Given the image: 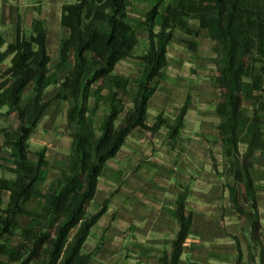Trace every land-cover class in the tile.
Here are the masks:
<instances>
[{
	"label": "trees",
	"instance_id": "16d2710c",
	"mask_svg": "<svg viewBox=\"0 0 264 264\" xmlns=\"http://www.w3.org/2000/svg\"><path fill=\"white\" fill-rule=\"evenodd\" d=\"M132 1L64 3L61 25L70 33L61 38L60 61L54 71L50 69L47 27L39 17L34 18L31 31L27 32L19 15L15 42H8L0 33V64L10 59V66L0 74V109L6 106L1 115L13 117L17 123L14 129L0 124L4 136L0 152L9 149L13 160V166H7L0 154V170L14 175L12 179L0 177V191L10 193L5 207L0 196V264H87L95 256L98 249L86 253L84 244L108 210V201L99 210H90L99 177L132 132L141 128L155 133L165 123L160 114L153 126L147 124L149 103L169 65L168 47L176 30L199 36V31L191 26L192 21H197L216 44V81L221 90L216 113L226 173L234 180L226 187L234 209L250 218L255 236L261 231L251 173L253 163L249 158L256 149L264 154L263 119L259 110L248 118L243 99H256L264 112L262 96L254 95L257 91L264 93V0H169L163 14L160 6L164 0H156L138 24L148 32L149 47L140 57L144 65L134 81L115 74L117 65L133 55L139 43L128 15ZM187 44L196 50L194 43ZM69 68L60 83L61 91L55 96L69 103L67 123L72 138L69 164L46 190H41L37 185L48 180L49 161L46 148L34 153L36 160L31 158L30 141L49 107L44 100L47 89L58 84V75ZM132 81L137 90L133 107L125 112L119 90H127ZM102 103L109 104L110 110L97 135L94 117ZM187 112L185 105L175 123L168 125L170 140L180 136ZM122 113L124 118L116 125ZM244 135L249 152L242 157L240 145ZM238 185L243 187L244 198L251 202L253 213H247L240 205ZM187 196L185 190L178 198L179 231L170 253H164L160 264L180 262L193 227V213H186ZM33 200L41 201L39 211L29 209ZM24 216L30 218L28 225L22 223ZM235 240L236 264H244L242 244L238 237ZM255 249L252 243L248 245L249 264H264V248L259 256Z\"/></svg>",
	"mask_w": 264,
	"mask_h": 264
},
{
	"label": "crops",
	"instance_id": "0c3cea01",
	"mask_svg": "<svg viewBox=\"0 0 264 264\" xmlns=\"http://www.w3.org/2000/svg\"><path fill=\"white\" fill-rule=\"evenodd\" d=\"M63 4L64 1L53 0L39 16L47 27V46L52 57L50 69L52 63L55 62L53 65L57 67L60 61L61 38L68 36L70 33L68 29L61 25ZM8 7L9 5L6 2L0 4V33L4 35L8 42H15L18 18L22 9L18 8L17 14L14 15L11 12L12 9H10L11 14H9ZM30 7L33 8L35 5H30ZM52 13H54L55 20L53 21L54 24L50 25L52 22L50 15ZM33 20L34 15L31 16L30 21H25L23 18L22 26L25 25L26 29L30 30ZM5 62H8L10 66V59H7L0 64V67ZM69 71L70 68L57 77L58 84L56 85L60 88L59 92L61 91L60 83ZM1 72L0 70V74ZM52 86L47 89L46 94ZM1 109L6 110V106ZM148 115H150V103ZM187 116L188 113L185 116V125ZM43 119L44 117L41 122ZM101 120L103 121V118ZM154 122L148 124L153 126ZM170 123L173 124L174 122ZM100 127L101 123L99 129ZM141 130L137 129L128 136L119 152L106 163L99 177L97 193L91 209L95 212L102 207L105 201H108V210L95 224L84 244L86 253L98 249L95 256L87 264H160L164 253H170L172 242L179 231L177 201L185 190L188 192L187 199L189 198L186 201V213L190 211L193 213V227L184 244L179 264H236L238 252L235 237H238L242 244L240 238L242 228L239 222H231V229L227 225L228 231H225V226L221 221V216H219V195L215 196L214 191L211 194L205 188L203 178H199L197 175L191 176L189 169H187L185 176L179 173V169L174 168L171 157L167 156L166 149L158 152L157 149L159 150L160 145L154 146L153 143L147 141V137L143 132L145 130ZM183 130L184 128L181 132ZM166 132H169L168 127H166ZM3 142L4 136L0 132V145ZM48 148H46V157L49 161V179V151L51 148ZM70 149L71 145L69 153ZM161 153L163 156L160 155ZM0 154L5 159L4 163L7 166H13L9 149H3ZM69 158L70 154H68V164ZM32 159L36 160V157ZM53 160L57 164V151L53 153ZM262 164L263 171L259 170L262 174V180H264V163ZM182 165L188 166L186 163H182ZM253 172L252 170V177L256 181ZM7 173V171L0 170V177L14 178L12 173L9 172L11 176H8ZM56 177L57 175L51 181ZM183 181L186 182V185H183L187 187L186 189L182 187ZM42 183L44 182L37 185L39 189H41L39 185ZM195 183H201L202 186L200 187L204 188H199L198 184ZM9 195L10 193L7 191H0V196L3 198V207L6 206ZM206 197L210 200H206ZM257 198L258 201L261 200L259 217L262 224L261 232L264 248V194L257 195ZM34 202H38L36 209L31 207ZM40 202V200H33L29 204V209L39 211L41 209ZM29 222V217L24 216L22 218L24 225H28ZM245 230L247 231V229ZM243 251L244 264H249L247 261L248 250L246 251L243 248ZM257 259L259 261V258Z\"/></svg>",
	"mask_w": 264,
	"mask_h": 264
},
{
	"label": "rangeland",
	"instance_id": "374dc122",
	"mask_svg": "<svg viewBox=\"0 0 264 264\" xmlns=\"http://www.w3.org/2000/svg\"><path fill=\"white\" fill-rule=\"evenodd\" d=\"M51 1L53 0H0V4L2 5L3 2H6L9 5V14H11L10 9H12L11 12H13L14 15L17 14L18 8L20 10L22 9V20L24 18L25 21H30L32 15H34V18L41 16V13L43 10L47 9ZM61 1L69 3L75 2L76 0ZM155 2L156 0L132 1L128 15L131 23L136 29L139 43L133 55L123 59L117 65L115 74L128 77L133 81L140 75L144 65L140 57L147 52L149 40L148 32L139 28L138 24L143 21L145 15ZM168 3L169 0H164L160 6V13H165ZM30 5H35V7L31 8ZM50 16L52 21L50 25H53V21L55 20L54 13ZM191 26L195 31H199V36L189 35L180 28L176 30L175 37L168 47L169 65L165 69L164 77L150 101V115H148L149 120L147 121L149 122H147V124H152L154 121L156 122L159 114L162 115L165 123L155 133H151L145 129L142 130H145L143 132L147 137H145L147 141L153 143L154 146L160 145L159 150L157 149L158 152L166 149L167 156L171 157L174 168L179 169V173L185 176L187 169H189V174L191 176L197 175L199 178H203L205 188L208 189L211 194H213L214 191L215 196L219 195V216H221L220 218L225 226V231H228L227 225H229V229H231V222H239L242 228L240 238L243 248L247 251L248 245L252 243L253 246L257 247L255 253L259 256L261 248H263L262 232H258V235L255 236L252 232L250 218L245 215H240L234 209L229 190L226 187L228 183H232L234 180L226 173L227 161L224 156L219 135L220 119L216 113V107L221 98V90L216 81V61L218 60V54L215 51L216 44L210 39L206 30L199 28L197 21H192ZM160 27L161 18L158 17L156 29L159 30ZM23 28L27 32L31 31V29L27 30L25 25ZM187 42L194 43L196 50L190 48ZM53 64H55V62L51 64V71L56 69ZM8 66V62H5L0 67V70L4 71ZM133 81L127 90H119V95L125 104V112L133 107V96L137 90V85ZM59 90L60 88L56 84L48 90L44 98V100L49 103L48 110L46 111L43 121L40 123V127L34 135H32L30 141L33 154L32 158L36 157L34 153L39 149L43 147L51 148L49 151L50 177L46 182L39 185L41 190H46L51 179L56 175L58 176L68 167L69 147L72 142V138L69 136V126L67 123L68 102L55 98ZM105 93H107V91H104V94ZM254 95L262 96L261 101H264L263 92L257 91ZM91 103L93 105V100ZM185 105L188 106V116L186 117L184 130L177 140H170L169 132H166V127H168L169 123L172 121L175 123L176 115H178L180 109ZM259 105L260 104H258L257 100L254 98L243 99V107L248 118L251 119L257 110L260 111V116L263 119L261 122V129L264 132V112ZM109 110V104L102 103L94 117L97 135L100 134L98 129L100 123L102 125L103 122L101 119L103 118L104 120V116ZM3 112H5V109H0V124L14 129L17 126L14 118L1 115ZM123 118L124 113L119 116L116 125H119ZM243 138L244 141L240 145L242 157L249 152V144L245 142V140H247L245 139L246 136L244 135ZM56 151L57 164L53 160V153ZM160 155L163 156L162 153ZM249 161L253 163L251 173L253 170L256 177L257 197V195L264 194V180H262L263 178L261 177V171H263L262 163H264L263 152L259 149L254 150ZM182 163H186L188 166L182 165ZM259 171L260 173H258ZM7 175L11 176L9 172ZM195 184H198L199 188L202 186L201 183V185L199 183ZM183 185H186L185 181L182 183V187L184 188L185 186ZM186 188L187 187H185V189ZM203 188L204 187L201 189ZM237 189L240 205L247 213H253L254 209L251 202H247L244 198L243 187L238 185ZM205 199L207 200L208 197ZM188 200L189 198L186 199V201ZM260 205L261 200L258 201V214ZM31 207L36 209L38 207V202H34ZM90 210L92 211L91 208ZM245 229H247V231ZM14 240H17V237ZM255 241L257 245L254 243ZM247 261L249 262L248 256Z\"/></svg>",
	"mask_w": 264,
	"mask_h": 264
}]
</instances>
